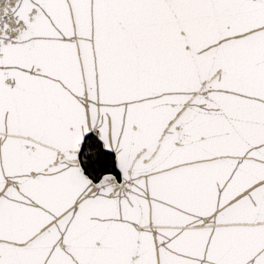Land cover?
I'll return each instance as SVG.
<instances>
[{
  "label": "snow or ice",
  "instance_id": "snow-or-ice-1",
  "mask_svg": "<svg viewBox=\"0 0 264 264\" xmlns=\"http://www.w3.org/2000/svg\"><path fill=\"white\" fill-rule=\"evenodd\" d=\"M0 264H264V0H0Z\"/></svg>",
  "mask_w": 264,
  "mask_h": 264
}]
</instances>
